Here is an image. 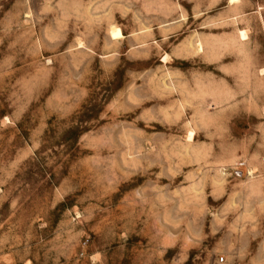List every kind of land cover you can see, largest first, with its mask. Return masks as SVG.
Segmentation results:
<instances>
[{"label":"rangeland","instance_id":"obj_1","mask_svg":"<svg viewBox=\"0 0 264 264\" xmlns=\"http://www.w3.org/2000/svg\"><path fill=\"white\" fill-rule=\"evenodd\" d=\"M263 157L264 0H0V264H264Z\"/></svg>","mask_w":264,"mask_h":264},{"label":"bare ground","instance_id":"obj_2","mask_svg":"<svg viewBox=\"0 0 264 264\" xmlns=\"http://www.w3.org/2000/svg\"><path fill=\"white\" fill-rule=\"evenodd\" d=\"M231 1L233 2V1H235V0H231ZM243 35H244V34H243ZM112 36H113V37H116V38L122 36V32H121V30H120L119 28L112 30Z\"/></svg>","mask_w":264,"mask_h":264},{"label":"built area","instance_id":"obj_3","mask_svg":"<svg viewBox=\"0 0 264 264\" xmlns=\"http://www.w3.org/2000/svg\"><path fill=\"white\" fill-rule=\"evenodd\" d=\"M262 161L264 162V157L262 158ZM239 165L241 168H244L246 166V163L243 162V163H240ZM243 172H244V170L242 169V174H243ZM222 260H223V258H222Z\"/></svg>","mask_w":264,"mask_h":264}]
</instances>
